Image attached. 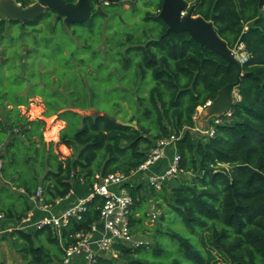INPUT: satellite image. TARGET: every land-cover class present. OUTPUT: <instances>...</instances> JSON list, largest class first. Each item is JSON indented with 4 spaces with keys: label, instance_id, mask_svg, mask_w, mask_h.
<instances>
[{
    "label": "trees",
    "instance_id": "trees-1",
    "mask_svg": "<svg viewBox=\"0 0 264 264\" xmlns=\"http://www.w3.org/2000/svg\"><path fill=\"white\" fill-rule=\"evenodd\" d=\"M14 1L23 7L34 2ZM186 1L188 8L195 3L194 15L204 20L215 15L216 34L230 50L243 44L248 54L234 88L229 121L216 126L207 139H195L193 116L218 90L237 81L238 69L187 33L166 35L157 17L162 0L143 3L153 10L143 17L152 28L118 38H103L109 30L106 20L134 18L136 7L107 5V17L93 11L88 22L68 27L55 20L53 10L25 23L0 18V45L6 37L12 42L0 53V66L9 72L0 84V214L20 221L30 210L25 199L39 190L43 201L55 206L73 184L91 188L96 175L130 176L156 142L175 136L179 179L160 189L148 186L147 193L143 183L124 185L132 198L131 233L149 239H139L138 247L114 244V253L99 255L96 264H264V5L259 8L257 0ZM96 18L106 21L102 31L92 29ZM9 49L15 54L7 59ZM100 52L104 56L98 61ZM40 63L48 72L40 70ZM105 63L120 79L133 72L132 98L115 101L111 115L92 102L78 104V95L73 98L74 72L85 84L86 77L99 79L93 69ZM13 83L28 87L29 94L11 97ZM85 85L95 98L93 87ZM49 89L51 97L46 96ZM32 96L42 99V117L56 116L65 123L55 143L44 142L43 120H29L20 111ZM60 146L69 154L53 150ZM103 201L95 195L80 219L70 218L60 230H12L7 239L23 264H62L75 235L90 232L98 222ZM150 201L160 205L153 213L155 227L144 225L151 220ZM166 216L175 217L176 226L165 224Z\"/></svg>",
    "mask_w": 264,
    "mask_h": 264
},
{
    "label": "built area",
    "instance_id": "built-area-1",
    "mask_svg": "<svg viewBox=\"0 0 264 264\" xmlns=\"http://www.w3.org/2000/svg\"><path fill=\"white\" fill-rule=\"evenodd\" d=\"M36 2L37 0H34L32 4ZM184 13H182V15H184ZM232 52L240 65L248 58L243 44H238ZM209 104L210 102L204 107L198 108V110H203V108ZM230 116L231 113L229 110L221 117L210 119L204 127H198L197 125L192 130L199 135V137L206 139L212 138L215 133V127L228 123ZM198 117V113L193 116V120L196 123ZM176 140L177 138H175V136H170L168 139L156 142L154 147L149 150L146 161L130 176L111 174L105 178H101L99 175H96L95 182L92 187L89 188L87 197L79 199L76 204L66 208L60 214H55L53 212V206L43 201L40 197L39 190L36 195L30 199L33 200L34 207L42 213V216L36 220H31V216L28 214L25 218L15 222L6 218L3 214H0V233L11 232L12 230H37L43 227L60 230L68 224L70 218L80 219L81 215L87 210L86 203L95 195H98L104 198L100 208L98 222L91 226L90 232L86 234L78 233L75 235L76 243L65 249V256L62 264H72L71 262L75 258H82L85 264H96V259L100 254L114 253L113 245L117 243L128 247H138L141 242L131 233L129 225L132 198L124 185L127 183L134 184L131 183L130 180L138 173H141V175L145 177L144 180L149 187L155 189H160L164 184L175 179L179 174L178 165L180 161V156L177 153L175 145ZM161 160H167L164 170L159 173L150 174L149 169L151 166ZM99 225L102 226L103 232L99 238H95L94 234L97 233Z\"/></svg>",
    "mask_w": 264,
    "mask_h": 264
},
{
    "label": "rangeland",
    "instance_id": "rangeland-1",
    "mask_svg": "<svg viewBox=\"0 0 264 264\" xmlns=\"http://www.w3.org/2000/svg\"><path fill=\"white\" fill-rule=\"evenodd\" d=\"M145 0H136V8L138 10L137 13H134V18H132L133 16H131L130 18H128V16H124L122 15L121 19H110V20H106L107 24L106 26L109 28V30L103 34V38L106 37H112L114 36L115 38H118L119 36H121V34H125V33H132L134 34L135 32L138 31V35L141 33L139 32L140 30L142 31L143 28H152L153 25L151 23L149 24H145L143 22V17L146 14V12H153L152 8H150L149 5H144ZM151 1V0H150ZM144 3V4H143ZM103 12L106 14L105 11L106 8L103 7ZM108 12V11H107ZM131 14H129L130 16ZM55 18V17H54ZM104 18V17H103ZM91 19V18H90ZM105 19V18H104ZM105 20H103L102 18H96L94 19L93 22H95L94 26H92V29L94 31H102V27L105 25ZM18 30L15 29L14 33H17ZM118 35V36H115ZM15 37V36H14ZM5 44H12L11 42V38L10 37H6V40L4 41L3 45H0V53L3 51L4 45ZM14 44L16 46V48L18 47V43L16 41H14ZM100 49L102 51L105 50L104 47H100ZM7 52H9V57H7V59H10V56H14L15 51L13 49H9L7 50ZM91 53V51H88V56H86L87 60L89 59V54ZM104 56V53L100 52L98 61L102 60V57ZM3 57H0V59ZM96 60V58H95ZM89 61V60H88ZM108 64L105 63L104 67L98 68L96 66V68H94L93 70L96 72V74L98 75L99 79L98 80H93L92 78H84L83 81L85 84H90V86L93 87V91L95 92V98H93L92 96H90L88 93V86H86L85 84L81 83L80 79H79V75L74 72V76L72 77L73 80V84H74V89H73V93H74V100L77 98V95L80 96L79 98L76 99V102L78 104H83L84 106L87 105L88 103L92 102L95 104V106H100V107H104L106 112H109L111 115L112 112V107H113V103L119 99L130 97L132 98V90H134V84H132V75L133 72H129L126 74V77L124 79H120L119 75L117 73H111L109 68L106 67ZM42 64L40 63V70L42 72H48L44 69L41 68ZM86 70V67H85ZM88 70V69H87ZM86 70V73H87ZM112 74V75H111ZM9 72L5 69H2V66H0V84L5 82V78L8 77ZM7 85H10L9 82H6ZM39 84L41 87H44V84L42 82L39 81ZM20 86H15V84L13 83V85L10 88V96H20L25 94V96L27 94H29L30 89H28V87L24 88L21 87V84H18ZM21 87V89H20ZM21 90H23L21 93H19ZM51 89L49 90H45L46 91V96L51 97ZM96 90V91H95ZM129 91V93H128ZM236 93V92H235ZM42 99L40 97L37 96H32L30 101H29V106L27 108H23L20 107V111L23 115H25V117L29 118V120H37V119H41L44 121L45 123V128H44V132H43V140L46 144H49L50 142H56L57 141V134L58 131L64 127L65 123L62 121L57 120L56 116H52L49 118H44L42 117V113L44 111V107L43 104L41 103ZM5 104H8V101L5 102ZM7 108H10V106H8ZM74 112H79V114H89L91 113V111H87V112H80L78 110H73ZM119 112V111H118ZM118 112L116 114H118ZM197 113L200 116L202 114V110H198L197 109ZM0 114L1 113V109H0ZM129 116V115H128ZM119 118V120L121 119V114H119L117 116ZM128 118V117H127ZM191 132L195 133L193 130H191ZM194 135V134H193ZM195 139H198L199 135H197L195 133ZM0 139H2L0 137ZM0 148H2V146H0ZM53 150L55 152L60 153V155L62 156H66L69 154L68 150H66L64 147L60 146L58 148H54ZM180 176H178L177 179H179ZM132 179H143L141 173L136 174ZM173 183V181L170 183V185ZM144 185L147 186V184L145 182H143ZM169 185V187H170ZM147 208H148V212L151 216V220H144V225L146 227H150L153 226L155 227V223L153 218V213H155V208L156 205H153L152 202L150 201L149 203H147ZM175 220H177L175 217L173 216H166V221L165 224L167 225H173L175 224ZM178 221V220H177ZM179 224V222H177ZM176 226V224H175ZM180 226V225H179ZM181 230L183 233H185V231L182 229V227L180 226ZM2 236V235H1ZM0 236V264H23V262L21 261L19 255L16 253V251L13 249L9 239H2V237ZM137 238V240L139 239H149V236H146L145 234H140L135 236ZM109 253H107L104 256H107ZM110 256V255H109Z\"/></svg>",
    "mask_w": 264,
    "mask_h": 264
},
{
    "label": "water",
    "instance_id": "water-1",
    "mask_svg": "<svg viewBox=\"0 0 264 264\" xmlns=\"http://www.w3.org/2000/svg\"><path fill=\"white\" fill-rule=\"evenodd\" d=\"M136 3V0H75L73 3H65L63 0H37L34 4L26 3L21 7V4L18 5L19 3L14 0H0V18L25 23L40 18L47 10H53L56 14L55 20H61L62 24L68 27L72 24L88 22L93 10L96 14L107 17L103 12L104 6L119 4L124 8L135 9ZM263 3L264 0H258L259 8ZM186 8L184 0H162L157 17L167 28L165 34L187 33L201 48L217 54L238 69L237 81L218 90L215 98L203 108L202 114L197 119V125L204 127L210 119L223 116L233 106L236 96L234 88L238 84L241 65L232 50L216 34L212 21L206 22L201 17H192L193 8H189L182 15ZM156 207L160 208V205L156 204Z\"/></svg>",
    "mask_w": 264,
    "mask_h": 264
},
{
    "label": "crops",
    "instance_id": "crops-1",
    "mask_svg": "<svg viewBox=\"0 0 264 264\" xmlns=\"http://www.w3.org/2000/svg\"><path fill=\"white\" fill-rule=\"evenodd\" d=\"M166 164H167V160L158 161L153 166H151V168L149 169V173L152 174V173L162 172L164 170V168L166 167ZM142 178H143L142 180L131 179L130 182L134 183V184H142L143 182L146 183V181L144 180L145 177L142 176ZM2 184L4 185L5 183H2ZM144 186H145V191L147 193L148 185L147 186L144 185ZM88 194H89V187L87 185H85V184H73V187H72L70 194L66 198L59 200L57 202V204L55 206H53V212L55 214H60L66 208L76 204L79 199L87 197ZM25 201L30 206V210L27 213V215L30 214L31 220H36V219L40 218L42 216V213L34 207L35 205H34L33 200H31V199L26 200L25 199ZM12 221H15V220H12ZM15 222H17V221H15ZM32 230L33 229H29L27 231H32ZM102 232H103V228H102V226L99 225L97 228V233L94 234V237L99 238L102 235ZM0 236L2 237V239L5 240L8 238V232L0 233ZM106 254L107 253H102L100 255H106ZM71 263L72 264H85L82 258H75Z\"/></svg>",
    "mask_w": 264,
    "mask_h": 264
},
{
    "label": "flooded vegetation",
    "instance_id": "flooded-vegetation-1",
    "mask_svg": "<svg viewBox=\"0 0 264 264\" xmlns=\"http://www.w3.org/2000/svg\"><path fill=\"white\" fill-rule=\"evenodd\" d=\"M184 2L186 3V5H187V1L186 0H184ZM257 2H258V0H257ZM263 5H264V3H263ZM23 7V6H22ZM124 8V7H123ZM189 8H193V12H192V17H200V16H196V15H194V9L196 8V5H195V3H190V7ZM189 8H188V6H187V8L185 9V13H186V11H188L189 10ZM262 8V7H261ZM126 9H131V8H126ZM48 11V10H47ZM93 11H95V10H93ZM93 11H92V13H93ZM183 12V13H184ZM184 13V14H185ZM202 18V17H201ZM214 18H215V15L214 14H211L210 15V17H209V19L208 20H205L206 22H209V21H212V24H213V21H214ZM203 19V18H202ZM204 20V19H203Z\"/></svg>",
    "mask_w": 264,
    "mask_h": 264
}]
</instances>
